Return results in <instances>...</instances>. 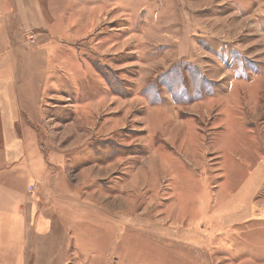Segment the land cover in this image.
<instances>
[{"label": "rangeland", "instance_id": "374dc122", "mask_svg": "<svg viewBox=\"0 0 264 264\" xmlns=\"http://www.w3.org/2000/svg\"><path fill=\"white\" fill-rule=\"evenodd\" d=\"M33 1L0 264H264V0Z\"/></svg>", "mask_w": 264, "mask_h": 264}, {"label": "crops", "instance_id": "0c3cea01", "mask_svg": "<svg viewBox=\"0 0 264 264\" xmlns=\"http://www.w3.org/2000/svg\"><path fill=\"white\" fill-rule=\"evenodd\" d=\"M43 21V13L33 0H0V131L6 152L20 154L19 157H22L23 152L21 147L20 150H16L18 146H21V139L16 136V130L22 116L18 114L17 100L13 97H38L37 87L44 85L46 74L54 68L52 42L46 41L48 35L45 32H38ZM29 85L33 86L32 90L19 88L20 86L26 88ZM7 160L12 163L10 161L16 159L10 156ZM1 162L7 163L6 159L1 157L0 147V232ZM4 188L7 187L3 185L5 191ZM6 194V191L3 192V197ZM13 197L10 203H18L20 198L18 193H15ZM15 220L16 226H20L21 223H18L20 219ZM35 222L34 235L44 226L41 220ZM21 228L22 232H25L26 228L23 226ZM18 241L19 243L13 241V244L22 245L30 242L32 245V240L28 238Z\"/></svg>", "mask_w": 264, "mask_h": 264}, {"label": "trees", "instance_id": "16d2710c", "mask_svg": "<svg viewBox=\"0 0 264 264\" xmlns=\"http://www.w3.org/2000/svg\"><path fill=\"white\" fill-rule=\"evenodd\" d=\"M169 71H173V70H169ZM202 81H203V83L204 84H206V86L207 85H209V84H213V82H211L210 80H207V79H205V78H202ZM164 83L165 81H161V83ZM172 84H177V82L176 81H174V82H172ZM208 91V90H207ZM210 91V90H209ZM201 92V91H200ZM155 97H152V99H154Z\"/></svg>", "mask_w": 264, "mask_h": 264}, {"label": "bare ground", "instance_id": "6f19581e", "mask_svg": "<svg viewBox=\"0 0 264 264\" xmlns=\"http://www.w3.org/2000/svg\"><path fill=\"white\" fill-rule=\"evenodd\" d=\"M10 138H11V137H10ZM45 209H46V208H45ZM43 210H44V209H43ZM44 211H47V210H44ZM44 211H43V212H44ZM44 213H45V212H44ZM44 215H46V214H44ZM32 223H33V222H32ZM50 223H52V222H50ZM27 225H28L29 228H31L30 230L32 231V226H33V225H31V224H24V226H27ZM25 232H26V230H25ZM26 234H27V232H26ZM26 234H25V235H26Z\"/></svg>", "mask_w": 264, "mask_h": 264}]
</instances>
